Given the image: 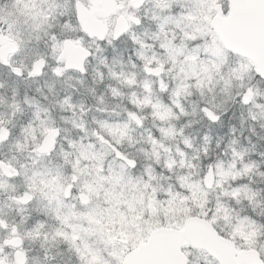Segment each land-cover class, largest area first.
<instances>
[{
  "label": "flooded vegetation",
  "instance_id": "af4514ba",
  "mask_svg": "<svg viewBox=\"0 0 264 264\" xmlns=\"http://www.w3.org/2000/svg\"><path fill=\"white\" fill-rule=\"evenodd\" d=\"M144 2L150 4V0H144ZM200 2L208 3V5L214 4L213 0ZM80 7L95 23L94 32L96 33L107 32L109 29L116 30L117 25L121 22L124 25L129 23L128 16L134 14L126 6V0H87L86 3L81 0ZM208 13L203 10L200 17H197L195 31H209L210 27L214 28L212 23L217 16L212 14L213 10L210 14ZM146 14L151 15V13ZM156 15H160V13L157 12ZM2 25L9 27L8 24L2 23ZM135 32L143 42L142 51L147 58L144 64H141V61L137 59V54L133 53L134 46L126 40L115 48L105 45L102 52L95 53L91 58L87 76H82L78 72H70L68 75L57 79L49 71L36 80H21L0 67V101H2L0 102V121L6 122L7 129L11 133L6 143H0V162H3V168L0 169L2 171L0 174V218H4L7 223L11 224L24 220L27 221L28 227H31L35 221H45L49 237L47 242L37 239L35 236L23 240V248L28 250V264H76V257L70 250L69 244L51 238L57 230L64 232L68 240L73 245L78 246L81 253L88 259L90 257L96 258L89 264H97L98 260L105 258L107 260L105 264H111L114 254H111L110 251H103L105 238L108 243L106 227L100 232L102 236L99 241H94L97 243L93 244L94 249L98 247L101 251L94 255L86 249V245H89V240L86 239L89 236L87 227L91 222H94L93 216H103L102 211L104 210V213L107 211V205L103 204L104 207L92 206L87 179H81L80 172L74 170L75 165L72 163L113 159L112 156L110 157V153L112 155L115 153L114 149H117L127 159L129 157L134 158L137 167L134 169L131 166L125 167V162L113 155L114 159L117 160L116 162L122 163V166L129 170L138 169L140 161L136 152L141 153V146L139 149L137 148V140H134L131 134L134 130L154 131L155 127L151 124L156 122L147 121L150 119L144 115L140 103L141 94H143L140 88L141 80L150 81L154 99L161 98L164 103H170L174 98H179L183 108H189L185 94L190 82L204 81L203 84L209 85L205 79L207 74L204 72V64L186 54V49L190 48L191 45L187 44L183 35H178V29L169 25L164 30H158L157 23L153 22L152 19H146L143 24L135 28ZM15 41L9 33L0 37V56H7ZM71 42L70 50L65 51L64 47L62 49V56L66 64H68V58L73 57V61L77 62L83 55L79 50L74 51L80 46L75 41ZM42 48L47 51L43 39L38 42H31L25 51L34 49L43 52ZM24 55L22 52L20 56L16 57L17 62L27 63ZM104 57H108L110 63L113 62V57L116 58L115 75H105L102 78L103 82H101L96 70L100 67V60ZM49 62H54L51 55ZM123 79L128 80L131 84L127 89H125ZM259 87L264 90V84L259 85ZM165 89H167V94ZM233 90L234 87L231 90V95ZM14 93L17 100L21 102V108L15 114L9 108ZM219 93H221L220 87L217 86L211 97L217 96L213 101L222 109H226L225 115L230 108L233 109L232 113L238 110L243 114L244 119H248L249 108L235 103L228 94L224 96ZM64 97L71 98L74 104L73 108L62 107L58 103V100ZM198 98L203 99L200 96ZM201 103L199 101L198 105ZM37 110L40 111V118L44 121L43 125L38 121L29 125V121L34 120V113ZM133 114L138 115L142 124L139 125L137 120L132 118ZM25 126H29L27 138L21 141L25 147L18 149L14 147V142L21 139L22 129ZM123 130H126L125 135H119ZM114 131L119 134H115ZM52 132L57 133L53 135L50 142H46L47 137ZM113 141L119 147L114 146ZM132 143L136 145H132ZM123 145L132 148L128 152ZM53 149L56 151L54 152ZM36 150L43 152L48 157L44 161L43 170L36 171L44 172V179L51 178L53 180L56 177L58 180L53 191L57 192L62 202L61 209L55 210L54 206L52 209L44 206L46 198L40 190L33 188L29 182L28 169L30 166L27 162ZM132 152L137 159L132 155ZM144 152L147 153L146 148L143 149L142 153ZM58 157H62V159H58ZM208 174L199 179L196 178L194 183L199 187L200 179L204 180ZM18 183L21 186L17 187ZM184 184L187 183L184 182ZM201 184L204 186L202 180ZM214 184L215 182L212 187ZM91 186L93 187L94 184L91 183ZM26 188L31 200L27 205V210L24 211L17 208L16 204L19 196L25 193ZM183 189L185 190L183 194L186 195L188 187L184 185ZM70 192L72 194L71 199H68ZM188 194L186 198H190ZM82 195L88 197V203L82 202ZM45 213L47 215H44ZM193 216L203 218V215L190 212L185 214L182 222L177 226H168L162 223L152 229L162 226L181 229L184 221ZM58 221H62V223H58ZM6 238L5 234L0 232V239ZM109 240L117 243L116 248H120L122 243L125 244L126 242L125 239L122 240V243L118 242V238L110 236ZM138 245L132 248H136ZM128 250H119L118 256H125ZM195 252H198L199 258L202 259L199 260V264H213L212 256L191 245L184 250L188 256L189 264V254H195ZM204 253L209 256V258H205L207 261L203 259ZM14 255V248L9 249L6 253L8 257ZM46 256L47 260L45 259Z\"/></svg>",
  "mask_w": 264,
  "mask_h": 264
},
{
  "label": "snow or ice",
  "instance_id": "6c2138e0",
  "mask_svg": "<svg viewBox=\"0 0 264 264\" xmlns=\"http://www.w3.org/2000/svg\"><path fill=\"white\" fill-rule=\"evenodd\" d=\"M84 2L86 3L87 0ZM213 3L216 5L213 14L218 19L216 26L210 27L209 31H195L197 21L194 17L198 15L200 9L207 10L209 6L208 3H201L200 0H163V3L162 0H150V4L145 3L144 0H126V6L134 14L128 16L129 23L123 29L90 33L81 16V0H40V10L35 17H29L26 23L21 21L15 27L11 25L0 27V37L6 35L9 29L15 35L19 29V38L9 54L0 56V67L21 80H36L49 71L57 79L70 72L87 76L91 58L95 53L102 52L105 45L115 48L126 40L131 42L134 46L133 53L137 54V59L144 64L147 58L143 54V42L136 34L135 28L143 24L146 19H152L157 23L158 30H164L169 25L178 29V35H183L187 44L191 45L186 49V54L204 64V72L207 74L205 79L210 85L209 89L204 91L205 97L219 86L221 91L228 94L235 103L249 108L248 119L255 121L264 118V90L259 87L264 84V61H258L248 47V44H251L264 52V0H213ZM157 12L160 15H156ZM3 23L8 24L7 21ZM229 27L233 30L231 34L226 30ZM29 36L37 41L43 39L47 51L26 52L31 43V40L26 38ZM68 41H75L83 53L79 61L71 64H66L62 56V49ZM22 52L27 63L16 60ZM50 55L53 63L49 62ZM112 61L110 63L108 57L100 60V67L96 71L101 82L105 75H115L116 58L113 57ZM237 85L238 89L233 97L231 89ZM164 91L167 94V89ZM58 103L62 107H74L70 97L60 98ZM9 108L13 114L21 108V102L17 100L15 93ZM174 111L179 117L187 115L184 108L174 107ZM193 111H198L205 123L216 126L221 123L226 109H222L211 99H205ZM37 121L41 125L44 123L40 118L39 110L34 113V120L29 121V125ZM28 131L29 126L22 129V137L14 142V147L24 149L25 145L21 141L27 138ZM10 135L6 122L0 121V143H6ZM190 139V137L185 138V145L190 143ZM207 139L206 133L204 140ZM233 144L226 146L225 150V155L230 157L233 166L229 167L228 171L220 173L228 179L229 191L220 197L219 203L210 202L204 206L206 211L203 213V219L194 222L200 231L207 234L211 243H197L195 234H190L182 239H172L170 251L164 258L144 256L129 247L125 256H114L111 264H189L184 250L190 245L200 247L212 256L213 264H264V208L259 212L256 211L257 202L264 201V192L254 190L245 183L248 176L255 174L258 165L256 161L246 159L245 152L238 150ZM113 145L118 147L115 141ZM53 151L55 152L56 149ZM113 155L120 158L116 153ZM204 156L207 157V149ZM47 158L43 152L36 150L27 162L30 171L43 170ZM129 163L133 169L137 167L134 158L129 157L125 167H128ZM219 167L218 161L208 159L201 175L204 176L209 171L214 172ZM2 168L3 162H0V169ZM149 174L150 170H145L143 173L145 177ZM27 193L26 188L16 204L17 208L24 211L27 210L31 200ZM71 195L70 192L67 198L71 199ZM225 201L231 205V211L220 216L218 213L221 212ZM245 201L247 204L240 207ZM228 221L230 223L227 230L220 231L218 224ZM45 225V221H35L31 227H28L27 221L24 220L11 224L0 218V232L7 237L0 239V264H28V250L23 248V240L35 236L47 242L49 237ZM242 225L245 227V232L241 231ZM51 238L69 244L70 250L76 257V264H89L88 258L81 253V249L73 245L64 232L57 230ZM13 248L15 255L6 256L9 249ZM45 259L47 260V256ZM97 264L103 262L98 260Z\"/></svg>",
  "mask_w": 264,
  "mask_h": 264
},
{
  "label": "rangeland",
  "instance_id": "374dc122",
  "mask_svg": "<svg viewBox=\"0 0 264 264\" xmlns=\"http://www.w3.org/2000/svg\"><path fill=\"white\" fill-rule=\"evenodd\" d=\"M213 8L214 4H210L207 10L200 9L198 15L194 17V19L196 20L197 17H200L203 10L209 12L208 14H210ZM39 10L40 0H0V27H5L2 25L4 21L8 22V26L11 25L13 27L21 21L26 23L27 18L35 17ZM8 33L15 40L19 38V29L15 35L12 33L11 29H9ZM26 38L30 39L31 42H38L30 36ZM31 51L35 50L32 49ZM44 51H46V49H44L43 52ZM123 81L125 89H127L131 84L128 80L123 79ZM203 82L204 81H196L194 83H189L185 95L187 96L186 99L192 102L193 105L191 104L192 107L184 108L187 115L179 117L177 112L174 111V107L183 108L180 104L179 98H174L170 103H162L164 100L161 98H155L152 100L151 91H153V89L150 88V81L144 79L140 81V88L141 91H143L140 103L142 107L143 105H146V107L151 106L148 108V114L152 117L147 121H156L160 123V120L162 121V123H160L162 125L159 126L158 123L153 122L151 126L155 127L154 131L147 129L132 130L133 132L131 135L134 140H137V148L139 149V146H141V153L136 152L140 161L138 169L129 170L120 164L117 165L116 163H111V165L109 163V159L102 161L91 160L72 163L75 165L74 170L80 172L79 175L81 179H87L89 193L92 197V206H102L103 204H106L107 211L110 209L113 210L110 213H104L103 210V216L97 215L92 217V220L95 223L91 222V224L88 225L87 229L91 233L88 237H86V239L89 240V245H86V249L89 252L96 255L99 251H101L98 247L94 249L93 244L97 243L94 241H99L102 236V233L100 232L104 227H106L109 232L120 230L122 237L119 238L118 242L122 243V240L125 239L127 240V243L124 245L125 247L129 245H131L130 247H134L137 240H145L148 237L149 232L155 225L162 223L167 225H178L182 222L185 214L190 212L187 211L191 210L192 206L201 207L195 205L197 203H203L202 201H199L202 197L199 195L200 192L197 184L194 183L191 187L188 183L184 184L182 177L177 178V175L173 173V170L176 169L177 171L178 166L176 165L177 162L175 163L174 161L184 160L183 158L178 160L176 156L183 150L184 140L186 138L185 133L182 132V128L176 127L174 123L177 124L179 122H186L188 120V116L192 120L194 119V121L203 123L201 115L198 111H193V107L195 106V109H197L198 102H203L205 99H211L214 103L213 99L217 98V96L214 98L211 97L213 91L209 92L208 97L204 96V91L209 89L210 86L206 83L203 84ZM237 89L238 85L237 87H234L232 92L233 97L235 96ZM219 94H223L224 96L226 95L223 91ZM198 96L203 99L198 98ZM220 98H222V95H220ZM161 103L164 104L165 109H159L157 107V105L160 106ZM153 107H155L154 111H152ZM143 111L145 112V110ZM163 121L165 122L163 123ZM257 121L264 125V118H258ZM125 132L126 130H123L119 134L117 131H114L115 134L122 136L125 135ZM136 144L132 143V145ZM123 147L128 152L132 148L131 146L126 147L125 145H123ZM144 148L147 150L146 154L145 152L142 153ZM161 154L163 155L162 160L160 157ZM132 155L134 156L133 152ZM111 156L114 159L113 154L111 155L110 153V157ZM134 157L137 159L136 156ZM108 165L115 166L110 174H108L104 168ZM226 169V164L224 162H220V173ZM145 170H150V174L147 177L143 175ZM28 171L29 182L32 187L40 190L46 198L44 206L50 207L51 209L54 206L55 210L61 209L62 202L57 192L55 190L53 191V188L57 185V178L54 177L53 180L51 178L44 179V172L36 170L30 171V168ZM170 175H172L173 178L171 180L168 179ZM215 178H213V182L216 183L217 178ZM226 180L228 181V179L220 174V181L223 182ZM204 181L205 179H202V183ZM91 183L94 184L93 187L91 186ZM226 183L228 184V182H225V184ZM184 185L188 187V193L192 192L191 194H194L192 198L185 199V197L182 196ZM19 186H21L20 183H18L17 187ZM212 188L213 187H210V189ZM227 191L228 190L222 188L221 196L228 193ZM227 207L228 206H222V215H224L225 212H229ZM229 223L230 221L226 222L227 225ZM118 225H120L121 228H119ZM104 243L105 249L103 251H110L111 254H114V256H118L119 250L122 251L125 249L122 245L120 248H116L117 244L111 242L109 240V236L108 243L106 238ZM88 260L91 262L95 261L96 258L90 257ZM99 261H102L103 264H105L107 260L105 258Z\"/></svg>",
  "mask_w": 264,
  "mask_h": 264
},
{
  "label": "trees",
  "instance_id": "16d2710c",
  "mask_svg": "<svg viewBox=\"0 0 264 264\" xmlns=\"http://www.w3.org/2000/svg\"><path fill=\"white\" fill-rule=\"evenodd\" d=\"M152 96V95H151ZM142 99V96H141ZM154 99L153 97L151 98ZM194 99V98H193ZM164 103V101H162ZM157 105L159 109H165L164 104ZM188 107H192V102L188 101ZM151 106L143 105V110H145L144 115L147 119H151V115H148V108ZM195 109V106L193 107ZM228 113L223 116V119L219 125L216 126H210L209 124L205 123L203 120L202 122H197L192 120L188 116V120L186 122H179L177 124L174 123L176 127L182 128V132L185 133L186 137H190V143L183 146V150L178 153L176 156L178 160L183 158V161H174L177 162V171L176 169L173 170V173L177 175L178 177H182L183 181L188 183V185L191 187L192 184H194V180L196 178L203 177L201 175L203 167L207 164L208 159L216 160L219 163L224 162L226 164V170L228 171L229 167L233 166V162L230 160L229 156L225 155L226 146L233 144L235 148H237L240 151L245 152V158L251 159L257 162V169L255 171V174L250 175L246 178L245 183L249 185L250 188L262 191L264 192V127H262V124L258 122L257 120L253 121L251 119H244V116H242V113H240L238 110H236L235 113L233 112V109L228 108ZM147 110V111H146ZM155 110V107H153L152 111ZM151 114V113H150ZM160 123L162 121L159 120ZM165 121H163L164 123ZM158 123V122H156ZM159 124L162 125V124ZM207 133L208 139L207 141L204 140V136ZM144 145V144H143ZM119 147V146H118ZM187 149V150H186ZM205 149H207V157L204 156ZM161 160L163 159V155H160ZM109 163H116L119 165L120 163L116 162L117 160L109 159ZM160 160V161H161ZM112 165V164H111ZM122 165V163L120 164ZM113 166H107L104 167L106 172L108 174L111 173ZM215 177L217 178V182L213 185L212 189H208L204 187L201 184L200 179V185H199V192L200 196L202 197L199 201H202L203 203H197L196 206L201 207H195L192 206L190 211L193 214H199L203 215V213L206 211V208L204 206L208 205L210 202L213 204L219 203V199L221 196V190L226 189L229 191V187H227L226 181L221 182L220 181V171L219 168L214 172ZM112 175V174H111ZM215 178V179H216ZM169 180L173 179L172 175L168 177ZM227 191V192H228ZM183 192L185 193V190L183 189ZM192 192L186 193L190 198L194 194H191ZM186 195L183 194L186 198ZM247 204V201L244 202V204H241L240 207H244ZM222 206H228L229 212L231 211V205L228 204L227 201L224 202ZM120 207V206H119ZM112 208V207H110ZM115 208V207H114ZM261 208H264V201H258L256 211L259 212ZM200 209H203L202 211ZM113 210L106 211L105 213H110ZM189 212V213H190ZM218 215L223 216L222 213H218ZM158 226V225H155ZM154 226V227H155ZM168 226H177L174 224H170ZM227 224L221 223L218 224V229L220 231L227 230ZM119 228H121L120 225H118ZM241 231L245 232V227L241 226ZM87 233V232H86ZM90 231L88 234L90 235ZM108 236L110 237H116L120 238L122 237L120 234V230H114L110 231L108 230ZM144 241L143 239H141ZM137 240L136 245L140 244L142 241ZM125 244L127 243V240H125ZM140 241V242H139ZM113 242V241H112ZM115 243V242H114ZM117 244V243H116ZM122 243V247L125 245ZM135 245V246H136ZM131 245L125 247L126 250L129 249ZM192 253V252H190ZM203 253V252H202ZM205 254V258H209V256ZM190 256V264H199V260H202L199 258V253L195 252V254H189ZM207 261V259H205ZM205 264V263H200Z\"/></svg>",
  "mask_w": 264,
  "mask_h": 264
},
{
  "label": "water",
  "instance_id": "95a60500",
  "mask_svg": "<svg viewBox=\"0 0 264 264\" xmlns=\"http://www.w3.org/2000/svg\"><path fill=\"white\" fill-rule=\"evenodd\" d=\"M81 16L84 22V25L86 26V28L89 30L90 33L94 32V26L95 23L90 19V17L87 15V13L85 11H83L81 9ZM217 19H214L212 25L213 27L216 26L217 23ZM123 22H121L120 24L117 25L116 30L117 29H123L126 25L122 24ZM230 34L232 33V29L229 27L226 29ZM96 33V32H94ZM71 45L72 42L68 41L66 43V45L64 46L65 51H68L71 49ZM249 49L256 55L257 60L258 61H264V52H262L260 49L254 47L251 44H248ZM79 50L81 51V47H77V49H75L74 51ZM82 54V53H81ZM71 63H75L73 61V57L68 58V64ZM132 118L134 120H137V122L140 124H142L141 119L138 117V115L133 114ZM57 132H52L48 137H47V141L46 142H50L51 138L53 137L54 134H56ZM115 153L120 157L119 159L123 160L124 162H128V159L117 149H114ZM130 166V163H129ZM213 178H214V172L213 171H209V174L207 176V178L204 181V185L206 187H212L213 184ZM30 197V195H28ZM82 202L88 203V197L85 195H82ZM198 219H203L201 217H197V216H193V217H189L184 221V225L181 229H177V228H172V227H158L156 229H153L150 234L149 237L146 241L140 243L136 248H134L136 250L137 253H140L144 256H158L161 258H164L167 256V254L170 251L171 248V243H172V239H182L185 236H188L190 234H195V242L197 243H211L208 240L207 234L200 231L198 228V225H196L194 222ZM196 249H202L200 247H194ZM203 250V249H202ZM230 253V250H229ZM184 255H186L184 253ZM187 256V255H186ZM128 259H131V257H126ZM188 259V256H187ZM189 261V259H188Z\"/></svg>",
  "mask_w": 264,
  "mask_h": 264
}]
</instances>
